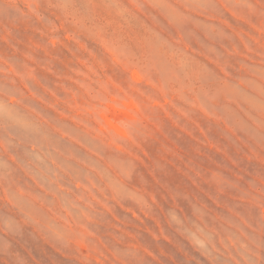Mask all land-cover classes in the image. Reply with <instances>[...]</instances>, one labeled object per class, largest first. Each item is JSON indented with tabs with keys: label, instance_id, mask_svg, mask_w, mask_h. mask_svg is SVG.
<instances>
[{
	"label": "rangeland",
	"instance_id": "1",
	"mask_svg": "<svg viewBox=\"0 0 264 264\" xmlns=\"http://www.w3.org/2000/svg\"><path fill=\"white\" fill-rule=\"evenodd\" d=\"M0 264H264V0H0Z\"/></svg>",
	"mask_w": 264,
	"mask_h": 264
}]
</instances>
